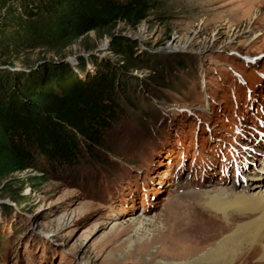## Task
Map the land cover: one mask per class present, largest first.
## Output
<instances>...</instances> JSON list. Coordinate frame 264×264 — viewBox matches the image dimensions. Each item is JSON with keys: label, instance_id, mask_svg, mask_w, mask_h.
Here are the masks:
<instances>
[{"label": "rangeland", "instance_id": "1", "mask_svg": "<svg viewBox=\"0 0 264 264\" xmlns=\"http://www.w3.org/2000/svg\"><path fill=\"white\" fill-rule=\"evenodd\" d=\"M251 4L242 17L240 7ZM114 33L136 40L139 53L158 54L163 65L157 76L134 72L147 80L146 90L109 133L102 160L89 157L68 173L28 170L0 182V264H154L162 247L156 226L184 228L188 213L207 212L192 193L221 183L238 194L258 182L246 175L264 177V0H156L148 21ZM114 41L93 32L60 58L33 51L13 70L67 59L77 70L81 58L93 56L114 64ZM142 209L155 217L154 226L136 231L123 219ZM252 213L228 211L240 223L259 215ZM178 215L185 222L177 225ZM217 215L218 227L228 229ZM210 219H202L207 228Z\"/></svg>", "mask_w": 264, "mask_h": 264}, {"label": "trees", "instance_id": "2", "mask_svg": "<svg viewBox=\"0 0 264 264\" xmlns=\"http://www.w3.org/2000/svg\"><path fill=\"white\" fill-rule=\"evenodd\" d=\"M155 6L156 0H0V182L28 170L68 173L89 157L102 160L109 133L146 90L147 80L134 72H156L164 60L139 53L136 40L114 31L139 28ZM93 32L114 37L117 63L99 64L93 56L89 64L81 58L77 70L59 60L13 70L33 51L60 58Z\"/></svg>", "mask_w": 264, "mask_h": 264}, {"label": "bare ground", "instance_id": "3", "mask_svg": "<svg viewBox=\"0 0 264 264\" xmlns=\"http://www.w3.org/2000/svg\"><path fill=\"white\" fill-rule=\"evenodd\" d=\"M252 7V4L248 8L241 6L240 8L244 9L242 17L251 14ZM245 178L258 179V182L246 185L238 194H233L229 189L221 186V183L220 187L215 190L200 194L192 193V199L193 197L201 199L198 206L203 205L205 210H209L207 212L215 214L204 213L197 208L193 214L188 213L189 215L184 217V219H188V224L184 228L172 226L171 229L163 232L160 227L156 226L160 235L156 239V243H160L162 247L161 252L156 254L158 258L153 257L151 261L154 260L152 261L154 264H244V262L248 264L247 261L252 259L249 264L254 260L255 264H264V186L262 187L264 177L246 175ZM191 205L196 206L195 204ZM230 208L251 211L252 214L259 212V215L254 218L249 216V220L240 223L239 219L235 220L228 215ZM142 210V213L138 212L123 219L131 221L137 228L136 231L143 228L144 225L147 226L146 229L151 228L150 225L154 226L153 219L155 217L148 218L146 211ZM217 213L224 216L222 219L226 220L228 229L225 225L218 227L221 223L219 220L216 221ZM204 218H211L207 220L210 221L208 228L207 223L202 221ZM178 219L175 221L176 224L185 222L181 217ZM231 219L234 221L229 222ZM212 220L214 223L211 222ZM158 223V225L164 226L161 222ZM111 224L116 227L121 224V219L115 220ZM173 228L176 229L173 230ZM133 243L131 241L129 246L131 247ZM188 243L190 245H187ZM245 249L250 253L246 254ZM145 251L147 250L145 249Z\"/></svg>", "mask_w": 264, "mask_h": 264}, {"label": "water", "instance_id": "4", "mask_svg": "<svg viewBox=\"0 0 264 264\" xmlns=\"http://www.w3.org/2000/svg\"><path fill=\"white\" fill-rule=\"evenodd\" d=\"M64 62H69V59H67V60H65ZM16 70H19V71H24V72H29L30 70L28 69V70H22V69H16Z\"/></svg>", "mask_w": 264, "mask_h": 264}]
</instances>
